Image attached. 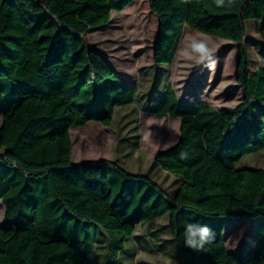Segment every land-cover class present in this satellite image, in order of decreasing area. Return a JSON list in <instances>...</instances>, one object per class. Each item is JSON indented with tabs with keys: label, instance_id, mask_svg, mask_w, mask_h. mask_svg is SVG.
<instances>
[{
	"label": "trees",
	"instance_id": "obj_1",
	"mask_svg": "<svg viewBox=\"0 0 264 264\" xmlns=\"http://www.w3.org/2000/svg\"><path fill=\"white\" fill-rule=\"evenodd\" d=\"M130 3L0 0V200L7 224L0 227V264H104L102 257L132 256L126 243L136 229L165 216L180 264H264V169L239 166L264 150V67L251 71L247 47L248 20H260L264 32V0H226L220 8L215 0H149L159 23L154 65H172L186 28L239 48L238 105L185 102L170 84L145 107L158 119H181L179 142L154 158L175 177L176 191L113 160L73 163L71 129L92 121L110 126L118 108L135 102L127 82L81 40ZM232 218L257 221L253 252L228 249L224 231ZM189 223L207 226L215 239L201 250L186 247ZM158 231L153 241L163 239ZM161 242L152 250L167 256Z\"/></svg>",
	"mask_w": 264,
	"mask_h": 264
},
{
	"label": "rangeland",
	"instance_id": "obj_2",
	"mask_svg": "<svg viewBox=\"0 0 264 264\" xmlns=\"http://www.w3.org/2000/svg\"><path fill=\"white\" fill-rule=\"evenodd\" d=\"M247 27L251 67L256 70L264 66V32L260 20H248ZM158 28V19L151 11L149 0H131L123 10L112 11L107 25L90 29L81 39L84 48L97 50L106 59L134 91L136 99L133 104L116 110L110 126L92 121L71 129L72 161L113 160L130 173L155 178L172 189L174 177L159 169L154 158L178 142L180 120L158 119L148 114L145 107L162 95L170 84L185 100H206L216 107L236 106L242 98L236 79L239 48L231 41L186 28L172 65H154L153 45ZM193 37L207 40L215 49L214 68L195 66L194 58L192 61L185 59L180 49ZM1 124L0 116V127ZM4 151L5 147L0 144V153ZM240 165L264 169V151L244 156ZM5 210L0 200V227L6 228ZM167 218H160L158 231L168 247L167 256H162L158 250L143 248L139 240L135 242L132 238L128 242L132 256L122 255L120 259L106 263L105 257L100 260L104 264H138L145 260L156 264H180ZM234 227L235 231L231 232ZM141 229L137 230L141 232ZM151 230L146 232L145 228L143 234L154 247ZM258 232L255 219H230L224 231L228 249L255 248Z\"/></svg>",
	"mask_w": 264,
	"mask_h": 264
},
{
	"label": "clouds",
	"instance_id": "obj_3",
	"mask_svg": "<svg viewBox=\"0 0 264 264\" xmlns=\"http://www.w3.org/2000/svg\"><path fill=\"white\" fill-rule=\"evenodd\" d=\"M232 2L233 0H227L228 5ZM215 3L218 8L224 7L226 0H215ZM180 51L183 52L185 59L192 61L194 58L195 66L203 65L209 69L215 66V49L205 39L193 37L188 44L182 46ZM184 237L186 247L201 250L205 245L212 243L215 234L207 226L189 223L186 225Z\"/></svg>",
	"mask_w": 264,
	"mask_h": 264
},
{
	"label": "crops",
	"instance_id": "obj_4",
	"mask_svg": "<svg viewBox=\"0 0 264 264\" xmlns=\"http://www.w3.org/2000/svg\"><path fill=\"white\" fill-rule=\"evenodd\" d=\"M157 36V35H156ZM261 67V66H260ZM264 67V66H263ZM259 67H257L256 68V70L258 69ZM256 70H254V69H252V67H251V71L252 72H254V71H256ZM170 77V76H169ZM168 77V78H169ZM172 86V85H171ZM173 87V86H172ZM174 88V87H173ZM175 89V88H174ZM176 90V89H175ZM241 91H242V88H241ZM176 92H177V90H176ZM177 94H178V97L182 100V101H185V102H191V101H194V100H185V99H183L181 96H180V94L177 92ZM242 99H243V92H242V98H241V100H240V102L242 101ZM200 101H206V100H200ZM206 102H208V101H206ZM239 102V103H240ZM211 106H213L210 102H208ZM238 103V104H239ZM237 104V105H238ZM213 107H215V108H222V107H216V106H213ZM234 107V106H233ZM171 118V117H170ZM174 119V118H173ZM177 119H179L180 120V122H178L179 123V128L181 129V119L180 118H177ZM181 136V135H180ZM179 140H180V137H179ZM179 140H178V142H179ZM177 142V143H178ZM176 143V144H177ZM175 144V145H176ZM175 145H173L172 147H174ZM172 147H170V148H172ZM170 148H168V149H170ZM168 149H166V150H168ZM166 150H163V151H166ZM163 151H160L159 153H161V152H163ZM262 151H264V150H262ZM261 151V152H262ZM72 153H73V151H72ZM158 154V153H157ZM156 156V155H155ZM100 160V159H99ZM109 160V159H108ZM89 161V160H88ZM91 161H95V160H91ZM242 161V160H241ZM241 161H240V164H241ZM81 162H86V161H81ZM81 162H78V163H81ZM78 163H74V164H78ZM159 169H161V168H159ZM162 170V169H161ZM163 171V170H162ZM166 173V172H165ZM169 175H171V174H169ZM171 176H173V175H171ZM174 177V176H173ZM154 180H156L158 183H160L163 187H165L166 189H168L170 192H174V191H176L177 190V188H178V183L175 181V177L173 178L174 179V181H173V186H174V188H172V189H170V187H166V186H164L160 181H158L157 179H155V178H153ZM159 220L160 219H156L154 222H152V223H150V224H145V225H141V226H139L138 228H142L141 230V232H139V230H137L136 229V231H135V233H134V235L129 239V241L133 238H135L134 239V241L136 242V240H137V242H138V240L141 242V245L142 246H144L143 248H145V249H149V250H151L152 251V249L153 248H155V249H157V248H159V244H161L162 242H161V240H159V239H157V240H154V242H153V246L154 247H152L151 245H150V243L147 241V240H145V236H144V230H145V228H146V232H148L149 230H151V232H157L158 230H159V226H160V224H159ZM235 231V227L231 230V232H234ZM224 238H225V242H226V237H225V234H224ZM128 241V242H129ZM128 242L126 243V250H127V252H128V254H131L130 252H129V248H128ZM227 244V243H226ZM246 245V244H245ZM227 247H228V245H227ZM230 251H231V249H229ZM239 250V251H238ZM238 250H234V251H231L232 253H234V254H239V253H241V252H243L244 251V249L243 248H239ZM245 250H248L249 252H253L254 250H255V248H249V249H245ZM152 253H154V252H152ZM159 254H161L162 256H164L165 257V255L164 254H162L161 252H159ZM124 255V254H123ZM145 261H147V260H145Z\"/></svg>",
	"mask_w": 264,
	"mask_h": 264
}]
</instances>
